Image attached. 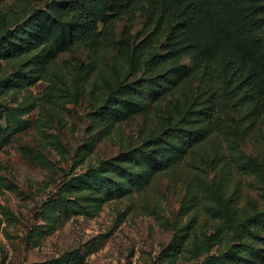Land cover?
<instances>
[{
  "label": "rangeland",
  "instance_id": "rangeland-1",
  "mask_svg": "<svg viewBox=\"0 0 264 264\" xmlns=\"http://www.w3.org/2000/svg\"><path fill=\"white\" fill-rule=\"evenodd\" d=\"M51 3L55 10L51 0H0V39L26 25L35 37L21 58L0 56V264H201L250 243L242 227L264 217V115L224 82L203 79L199 66L204 48L235 36L264 89V52L238 30L250 12L194 21L171 1L135 0L98 60L86 46L61 43V24L43 14ZM251 12L264 15V0ZM176 69L159 99L130 91ZM44 70L60 77L66 97L43 98ZM18 75L37 80L8 87ZM115 97L129 102L121 114L95 120L93 111ZM171 126L202 141L161 169ZM75 179L85 188L68 189ZM220 227L229 230L217 236Z\"/></svg>",
  "mask_w": 264,
  "mask_h": 264
},
{
  "label": "trees",
  "instance_id": "trees-1",
  "mask_svg": "<svg viewBox=\"0 0 264 264\" xmlns=\"http://www.w3.org/2000/svg\"><path fill=\"white\" fill-rule=\"evenodd\" d=\"M56 2V9L52 3L43 14L47 19H56L61 24V43L67 47L86 46L93 56L100 60L114 44V25L124 15L131 12L135 5V0H51ZM171 1L175 4L180 14L191 20H200L208 16L227 9L249 11L247 19L239 25L240 36L247 39H254L264 52V15L252 13L255 0H162ZM55 14V15H54ZM60 14L61 18L58 16ZM54 15V17H53ZM57 16V18H56ZM59 17V18H58ZM229 17L225 16L224 21ZM103 22L99 30V23ZM28 26L18 30H11L0 39V56L6 60L21 58L24 54L34 48L35 38L28 30ZM239 42L237 37L231 36L230 41L224 48L209 52L204 48L200 55L199 66L203 79L212 82H224L226 88L232 92L235 98L239 99L252 114L257 118L264 115V89L258 87L259 75L248 68L240 56ZM50 71L44 70L40 75L41 79L49 81V85L44 91L43 98L51 100H61L67 94L63 91L60 77ZM179 76L180 69H176L171 76L162 79L146 78L130 91L135 95L147 94L150 99L161 98L175 83L174 75ZM15 81L8 83V87H26L35 79L28 75H18ZM110 100V101H109ZM115 97L108 99V103L96 108L93 111L94 119L99 122H111L121 114V108H126L128 101ZM163 142L166 148L157 158L159 168L169 162V159L178 158L179 154L197 147L201 141V135L195 131L184 129V127L171 126L162 132ZM171 141H176L179 149L174 148ZM164 157V158H163ZM129 160V159H127ZM104 179L98 181L103 185ZM85 180L75 179L68 185V189H84ZM255 227L246 225L243 228L245 238L250 243H241L226 255H218L206 258L201 264H257L264 261V237L256 235L257 230H264V217L254 216ZM229 228H219L217 236H222L228 232ZM203 242L202 245H205ZM180 245L173 248L170 253L171 262H176V254L180 251Z\"/></svg>",
  "mask_w": 264,
  "mask_h": 264
}]
</instances>
